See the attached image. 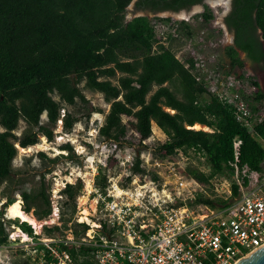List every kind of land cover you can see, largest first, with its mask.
Wrapping results in <instances>:
<instances>
[{
    "label": "trees",
    "instance_id": "16d2710c",
    "mask_svg": "<svg viewBox=\"0 0 264 264\" xmlns=\"http://www.w3.org/2000/svg\"><path fill=\"white\" fill-rule=\"evenodd\" d=\"M130 2L0 0V185L11 178L16 144L21 147L36 144L39 135L53 140L59 119L65 132L79 121L64 105H76L77 99L88 102L79 86L82 80L86 87L101 92L109 103L104 123L99 128L101 136L115 141L125 137L127 126L122 115H126L134 118L130 123L139 141H143L150 136L152 122H155L167 137L160 146L163 155L193 149L205 157L210 171L194 172L204 182L218 175L231 179L235 158L233 142L238 137L241 140L238 164L260 169L264 159V120L252 130L246 129L235 119L232 108L217 95L205 98L206 87L196 79L191 67L186 66L192 60L182 61L176 56L180 39L171 36L170 30L193 35L191 22L158 15H137L126 20L125 9ZM199 3L204 0H137L136 6L152 12L178 11ZM194 17L206 24L213 13L205 5ZM224 21L233 32L232 44L224 48L230 68H241L239 50L251 61L264 62V0H232ZM158 24L168 28L166 45L157 43L155 27ZM208 35H219V30L208 28ZM156 43L157 48H154ZM240 76L251 75L241 69ZM61 109H64L62 117ZM43 113H46L45 122L41 121ZM20 119L27 122L28 128L18 136L14 130ZM195 123L211 130L192 128ZM61 147L68 149L71 145L65 143ZM39 155L46 157L42 151ZM138 155L139 150L134 173L142 171ZM49 160L55 161L56 157ZM153 178H158L155 172ZM95 184L106 192L107 178L101 168L95 176ZM61 191L64 199L60 204V219L66 224L75 212L80 188L67 182ZM231 192V195L237 193L233 179ZM18 193L25 212H32L37 219L50 215L49 195L43 188L36 191L19 187ZM3 196L6 199L3 208L0 207V244L8 243L7 225L10 223L34 236L30 223L4 218V208L19 197L7 192ZM226 203L223 197L212 198L197 192L188 205L216 207ZM66 206L71 208L70 217L65 216ZM75 223L80 226L73 230L77 236L89 228L83 221ZM56 231H60L56 224L44 226L46 234ZM80 253L86 254V251L80 250Z\"/></svg>",
    "mask_w": 264,
    "mask_h": 264
},
{
    "label": "built area",
    "instance_id": "2783aa9c",
    "mask_svg": "<svg viewBox=\"0 0 264 264\" xmlns=\"http://www.w3.org/2000/svg\"><path fill=\"white\" fill-rule=\"evenodd\" d=\"M155 30L157 43L166 45L167 26L158 24ZM170 31L180 39L176 56L182 61L192 60L186 66L204 84L206 93L227 103L235 119L248 130L264 120V95L253 76L248 73L252 77H241L238 73L227 79L229 74L224 77L218 70L212 49L219 44L218 35L209 36L208 28L196 29L193 35ZM211 86L214 88L210 90ZM240 143L236 137L232 179L237 193L231 195L230 180L225 205H186L197 192L191 193L182 180L180 186L186 189L182 205L157 196L151 191L154 188L133 191L118 186L114 194L109 184L105 193L95 187L92 193L100 198L101 220L95 226L87 222L89 228L78 236L69 230L65 235L32 238V263L236 264L264 244V159L260 169L240 166ZM164 185L168 186L167 182Z\"/></svg>",
    "mask_w": 264,
    "mask_h": 264
},
{
    "label": "rangeland",
    "instance_id": "374dc122",
    "mask_svg": "<svg viewBox=\"0 0 264 264\" xmlns=\"http://www.w3.org/2000/svg\"><path fill=\"white\" fill-rule=\"evenodd\" d=\"M134 1L131 0L126 6V20L135 15H147L149 17L154 15L171 16L177 20L184 19L187 22H191L190 24L194 31L201 28L218 29L219 44H216L212 49L221 75L225 77L226 71L230 70L227 73L229 76L226 75L225 77L228 79L241 73V69H243L259 83L261 93L264 95L263 61L252 64L246 53L239 50L238 56L242 60V66L241 68H230L224 48L226 45L232 44L233 35L223 23L224 15L229 7V0H204V3L194 4L188 9L155 13L136 10ZM205 5L213 13L212 19L206 24L202 22L201 18L194 17L197 13L203 11ZM179 33H182V31ZM258 35L260 36L259 30ZM154 48H157V43ZM79 86L88 102L84 103L77 99L76 105H64L66 109L68 108L74 112L79 118V121L74 123L69 132L63 130L62 120L59 119L53 130V140L49 141L44 135H39V141L36 144L26 147L16 144L17 154L12 162L11 178L0 185V207L3 208L2 204L6 199L3 196L4 192L16 195L21 200L18 193L19 187L32 188L36 191L43 188L49 195L51 213L46 218L38 219L41 222L39 233L36 232L35 226L30 224L35 235H27V240H22L23 237L20 235L13 236L17 226L15 223L8 224V243L0 244V264H33L29 256L32 238L48 236L49 234L44 232V226H52L54 224L60 227V231H56L50 236L65 235L69 230L73 232L75 228H80V226L75 225V222L84 220L82 219L84 216L82 212L85 208L88 209L90 214L88 215V221L85 220L83 222L89 223L90 226L93 222L98 223L102 218L100 198L95 196L92 190L96 187L95 176L99 168L105 173L107 184L110 185V189L114 190V194H117L116 189L118 186L128 187L133 191L139 187H143V191H149L154 188L151 191L156 193L157 196L170 198L172 202L177 204V202H182L186 192V189L180 186L179 180L186 183L191 193L203 192L204 195L212 198L216 196L225 198L229 194L232 177L230 179V177L218 175L211 178L209 182H204L197 178L194 173L195 170L207 173L210 168L205 157L195 150L189 149L187 152L178 151L168 156L163 155L160 146L167 137L155 122H152L150 136L143 141H139V135L130 123L134 118L126 115H122V121L127 126L125 137L120 141H115L101 136L99 128L104 123L106 113L109 110V103L104 100L101 92L86 87L85 80H82ZM213 88L214 86H211L210 90ZM53 96L58 99L56 94H53ZM204 96L207 99L209 98L208 93L204 94ZM164 109L174 112L168 107H164ZM63 112L64 109H61V117ZM41 121H46V113L41 115ZM27 128V122L24 119H20L14 133L19 136ZM195 129L211 130V128L199 123ZM65 143H69L71 147L61 149V145ZM137 150H139L138 157L140 160L138 165L142 171L134 173ZM40 151L44 152L46 157L40 156ZM54 157H56L55 161L49 160V158ZM153 172L158 175L157 179L153 178ZM129 176H131L130 180H128ZM164 181L167 182L168 186L164 185ZM67 182L79 187L80 193L76 197L75 212L71 219L64 224L60 219V204L64 199L61 190ZM186 196H189V194L187 193ZM189 200L191 199L188 198L186 200V205H188ZM194 205L196 204L192 206ZM66 211L65 216L70 217L71 208L69 206H66ZM3 216L6 219L10 218L6 215V208H4ZM17 221L20 222L22 220L18 218ZM89 221L92 222L90 223Z\"/></svg>",
    "mask_w": 264,
    "mask_h": 264
},
{
    "label": "bare ground",
    "instance_id": "6f19581e",
    "mask_svg": "<svg viewBox=\"0 0 264 264\" xmlns=\"http://www.w3.org/2000/svg\"><path fill=\"white\" fill-rule=\"evenodd\" d=\"M195 128L198 127V123H195V125L193 126ZM43 140H45L44 137H42ZM84 198V197H82ZM22 201L20 199H17L16 201H14L12 204L8 205L6 207V215L10 218H15V217H18L20 220L22 221H26L30 224H33L36 228V232L39 233L40 231V228H41V222L35 218V216L31 213V212H25L22 208V205H21ZM83 218L84 220L82 221H85L87 220L88 221V215L90 214L88 209H83ZM90 222V221H89ZM92 222V221H91ZM90 222V223H91ZM92 226H95V222L92 223ZM87 233H90V231H87ZM16 235H20L22 238V240H27L28 239V236L26 233L20 231V229L17 227L13 236H16Z\"/></svg>",
    "mask_w": 264,
    "mask_h": 264
},
{
    "label": "water",
    "instance_id": "95a60500",
    "mask_svg": "<svg viewBox=\"0 0 264 264\" xmlns=\"http://www.w3.org/2000/svg\"><path fill=\"white\" fill-rule=\"evenodd\" d=\"M236 264H264V244L261 245L258 249L249 253L248 255L242 257Z\"/></svg>",
    "mask_w": 264,
    "mask_h": 264
},
{
    "label": "flooded vegetation",
    "instance_id": "af4514ba",
    "mask_svg": "<svg viewBox=\"0 0 264 264\" xmlns=\"http://www.w3.org/2000/svg\"><path fill=\"white\" fill-rule=\"evenodd\" d=\"M136 1L137 0H135L134 1V7H135V9L136 10H140V11H144V12H152V11H149V9H147V8H143V9H141V8H137V6H136ZM231 2H232V0H229V7H228V10H227V12H226V14L224 15V17L229 13V11L231 10ZM173 11V10H170V9H165V10H160V11ZM156 12H159V11H156ZM152 13H155V12H152ZM223 23H224V25H225V27L227 28V25H226V23H225V21H224V18H223ZM228 29V28H227ZM229 30V29H228ZM231 32V31H230ZM232 33V35H233V32H231ZM232 40H233V37H232ZM250 60V59H249ZM254 63H257V62H255V61H252V64H254Z\"/></svg>",
    "mask_w": 264,
    "mask_h": 264
},
{
    "label": "clouds",
    "instance_id": "9594fccd",
    "mask_svg": "<svg viewBox=\"0 0 264 264\" xmlns=\"http://www.w3.org/2000/svg\"><path fill=\"white\" fill-rule=\"evenodd\" d=\"M15 218H17V217H15ZM20 229V228H19ZM21 230V229H20ZM22 231V230H21ZM27 234V233H26ZM28 235V234H27Z\"/></svg>",
    "mask_w": 264,
    "mask_h": 264
}]
</instances>
